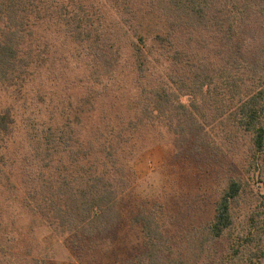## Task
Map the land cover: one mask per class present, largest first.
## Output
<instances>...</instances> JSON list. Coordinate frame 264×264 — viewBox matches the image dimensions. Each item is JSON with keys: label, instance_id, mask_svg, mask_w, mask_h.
I'll return each instance as SVG.
<instances>
[{"label": "trees", "instance_id": "1", "mask_svg": "<svg viewBox=\"0 0 264 264\" xmlns=\"http://www.w3.org/2000/svg\"><path fill=\"white\" fill-rule=\"evenodd\" d=\"M156 145L231 175L178 236L141 206L130 264H264L263 205L238 227L233 212L264 176V0H0L3 262L42 261L12 205L75 249L105 239Z\"/></svg>", "mask_w": 264, "mask_h": 264}, {"label": "rangeland", "instance_id": "2", "mask_svg": "<svg viewBox=\"0 0 264 264\" xmlns=\"http://www.w3.org/2000/svg\"><path fill=\"white\" fill-rule=\"evenodd\" d=\"M133 166L137 180L119 205V221L105 239H98L95 245L84 249H75L66 236L51 237L38 225L36 217L19 210L18 204L16 208L12 205L17 214L15 229L28 240L33 239L31 243H38L35 255L42 260L38 264H130L141 247L135 220L141 206L158 205L170 235L178 236L211 219L214 203L231 175L229 164L221 155L181 160L175 158L173 150L160 145L137 155ZM240 195L233 211L237 227L256 207H264V176H245ZM29 224L32 228L27 229ZM0 260L3 264H11Z\"/></svg>", "mask_w": 264, "mask_h": 264}]
</instances>
